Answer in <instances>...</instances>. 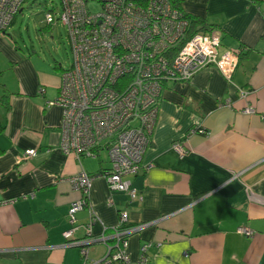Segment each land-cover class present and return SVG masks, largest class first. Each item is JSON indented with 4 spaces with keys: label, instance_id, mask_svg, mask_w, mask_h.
<instances>
[{
    "label": "crops",
    "instance_id": "obj_1",
    "mask_svg": "<svg viewBox=\"0 0 264 264\" xmlns=\"http://www.w3.org/2000/svg\"><path fill=\"white\" fill-rule=\"evenodd\" d=\"M181 7L215 26L219 52H239L238 64L231 75L209 66L162 90L143 164L122 177L136 201L109 189L105 151L63 152L62 112L47 102L64 67L42 66L34 49L0 33V99L8 103L0 104V264H103L119 254L112 230L121 212L134 230L118 244L129 264H264V0ZM29 149L37 154L25 160ZM82 171L94 178L87 194L66 180ZM80 199L66 239L68 210Z\"/></svg>",
    "mask_w": 264,
    "mask_h": 264
},
{
    "label": "built area",
    "instance_id": "obj_2",
    "mask_svg": "<svg viewBox=\"0 0 264 264\" xmlns=\"http://www.w3.org/2000/svg\"><path fill=\"white\" fill-rule=\"evenodd\" d=\"M25 1L0 0V33L23 10ZM88 5L97 6L96 11ZM60 6L61 13L57 17L47 13L45 23L58 20L66 29L71 47V65L61 74L58 95L47 102L62 112V150L92 157L98 150L105 151L110 169L102 177L109 189L136 201L140 195L122 177L137 174L142 166L156 120L161 82H185L209 66L231 75L237 56L219 52L220 35L215 32L187 37L185 21L179 20L177 11L165 0H60ZM183 38L186 42L181 44ZM176 46L180 51L170 66L162 54L175 53ZM244 112L253 114L254 110L246 107ZM173 147L182 155L180 146ZM36 154L34 149L26 150L23 159ZM93 179L82 171L66 180L87 194ZM108 204H112L111 199ZM84 205L83 199L72 202L68 210L72 227L63 233L66 239L72 237L75 213ZM127 219V213L119 214L118 226L112 230L115 253L119 254H107L103 264L117 260L129 264L118 247L119 241L134 231L119 229L127 225ZM83 228L91 238V226ZM237 232L246 237L253 234L243 226ZM81 251L87 253L85 249Z\"/></svg>",
    "mask_w": 264,
    "mask_h": 264
},
{
    "label": "rangeland",
    "instance_id": "obj_3",
    "mask_svg": "<svg viewBox=\"0 0 264 264\" xmlns=\"http://www.w3.org/2000/svg\"><path fill=\"white\" fill-rule=\"evenodd\" d=\"M88 6L96 11L97 6ZM22 7L3 35L18 48L27 44L29 52L34 49L42 66L56 62L68 68L71 58L64 27L58 21L45 25L48 10L54 17L61 13L60 0H26ZM102 158L106 161L104 153Z\"/></svg>",
    "mask_w": 264,
    "mask_h": 264
},
{
    "label": "trees",
    "instance_id": "obj_4",
    "mask_svg": "<svg viewBox=\"0 0 264 264\" xmlns=\"http://www.w3.org/2000/svg\"><path fill=\"white\" fill-rule=\"evenodd\" d=\"M165 2H166V4L169 5V7L171 9H175L177 11V13L179 14V20L181 19V20L185 21V23H186V29L184 31V34L187 33V37L193 36V35H195L198 32H206V33H214L215 32V33H217V34L220 35V33L216 30L215 26L209 25L205 21V19H202V18L193 16L191 14L185 13L183 11L182 7H181V0H165ZM47 13L54 14L51 10H48ZM55 16L57 17L58 15H55ZM55 21H58V20H55ZM52 24H46V25L47 26H52ZM64 29H65V27H64ZM65 32H66V29H65ZM1 33L5 34L6 31L5 32H1ZM66 36H67V32H66ZM185 42H186V40H185V38H183L180 43L181 44H184ZM69 49H70V52H71L70 45H69ZM174 51H175V53L174 52L171 53L170 51H168V52H165V53L162 54V56L168 61V63L170 64V66L172 65V61L174 59V55L176 56V54H178L179 51H180L179 46L174 47ZM70 65H71V61H70ZM70 65H69V67H70ZM175 83H177V82H175V81H169V80L168 81L161 82L162 90L169 88L170 85H173ZM0 104L4 105L5 107H8L7 98L6 97L1 98L0 99ZM3 128L4 127H3V125L0 122V132L3 131ZM101 152H104V151H101ZM106 155H107V153H106ZM126 228H130V226L127 224V225H124L122 227H119L120 230H123V229H126Z\"/></svg>",
    "mask_w": 264,
    "mask_h": 264
},
{
    "label": "water",
    "instance_id": "obj_5",
    "mask_svg": "<svg viewBox=\"0 0 264 264\" xmlns=\"http://www.w3.org/2000/svg\"><path fill=\"white\" fill-rule=\"evenodd\" d=\"M233 53H235L236 56H237L236 64H235V67H234V70H235V68L237 67V64H238V59H239V55H240V53H239V52H233ZM234 70H233V71H234ZM97 243H100V242H97Z\"/></svg>",
    "mask_w": 264,
    "mask_h": 264
},
{
    "label": "bare ground",
    "instance_id": "obj_6",
    "mask_svg": "<svg viewBox=\"0 0 264 264\" xmlns=\"http://www.w3.org/2000/svg\"><path fill=\"white\" fill-rule=\"evenodd\" d=\"M55 106V105H54Z\"/></svg>",
    "mask_w": 264,
    "mask_h": 264
}]
</instances>
